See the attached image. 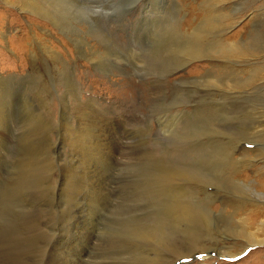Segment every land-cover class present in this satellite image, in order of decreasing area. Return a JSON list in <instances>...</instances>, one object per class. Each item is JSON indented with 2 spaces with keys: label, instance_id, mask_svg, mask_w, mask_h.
Returning <instances> with one entry per match:
<instances>
[{
  "label": "rangeland",
  "instance_id": "obj_1",
  "mask_svg": "<svg viewBox=\"0 0 264 264\" xmlns=\"http://www.w3.org/2000/svg\"><path fill=\"white\" fill-rule=\"evenodd\" d=\"M0 72V264H131L111 240L157 223L175 257L228 219L264 239V0H0ZM213 197L191 242L158 221ZM219 235L190 264H264Z\"/></svg>",
  "mask_w": 264,
  "mask_h": 264
},
{
  "label": "bare ground",
  "instance_id": "obj_2",
  "mask_svg": "<svg viewBox=\"0 0 264 264\" xmlns=\"http://www.w3.org/2000/svg\"><path fill=\"white\" fill-rule=\"evenodd\" d=\"M6 77L5 75H3L1 72H0V82L3 84L5 81H6ZM7 82V81H6ZM4 112V111H3ZM81 121V120H80ZM89 121V119H88ZM97 121V120H96ZM95 121V122H96ZM90 123V122H88ZM103 124V123H102ZM89 125V124H88ZM94 127V126H93ZM97 128V127H96ZM79 129V128H78ZM81 131V130H80ZM69 132V130H68ZM40 133V132H39ZM87 134V133H86ZM75 136V135H74ZM1 139V138H0ZM93 139V138H92ZM82 140V139H81ZM95 140V139H94ZM100 141V140H99ZM103 142V141H102ZM68 143V142H67ZM72 143V142H71ZM78 143V142H77ZM89 143V142H88ZM82 144V143H81ZM90 144V143H89ZM102 144V143H101ZM77 146V145H76ZM84 146V145H83ZM90 146V145H89ZM102 146V145H101ZM74 147V146H73ZM95 147V146H94ZM105 147V145H104ZM0 148L1 145H0ZM31 148V147H30ZM75 148V147H74ZM99 148V147H98ZM77 150V149H76ZM92 150V149H91ZM96 150V148H95ZM0 151H2L0 149ZM90 152V151H89ZM91 152H94V151H91ZM25 155V154H24ZM85 155V153H84ZM29 156V155H28ZM95 156V155H94ZM30 157V156H29ZM76 157V156H75ZM74 157V158H75ZM83 157V156H82ZM96 157V156H95ZM94 157V158H95ZM6 158V157H5ZM93 158V157H92ZM93 158V159H94ZM104 158V157H103ZM111 158V157H110ZM27 159V158H26ZM89 159V158H88ZM32 160V159H31ZM99 160V159H98ZM97 160V161H98ZM28 162V161H27ZM31 162V161H30ZM104 162V161H103ZM5 163V162H4ZM33 163H34V160H33ZM94 163V162H93ZM100 163V162H99ZM105 163V162H104ZM85 164V163H84ZM30 165V164H28ZM38 165V164H37ZM89 165V164H88ZM36 166V165H35ZM93 166V165H91ZM95 166V165H94ZM6 167V165H5ZM37 167V166H36ZM3 155L1 154L0 152V174H1V169H3ZM33 168V167H32ZM31 168V169H32ZM87 168V167H86ZM5 169V168H4ZM35 169V168H34ZM104 171V170H102ZM44 172V171H43ZM169 172V171H168ZM107 173V172H106ZM4 174V173H3ZM6 174V173H5ZM36 174V173H35ZM92 175V174H91ZM101 175V174H100ZM105 176V174H104ZM3 175L1 176L0 180L1 182L3 181ZM20 177V175H19ZM79 177V176H78ZM86 177V176H85ZM90 177V176H89ZM163 177V176H162ZM18 178V176H17ZM25 178V177H24ZM80 178V177H79ZM98 178V177H97ZM177 178V177H176ZM185 178V177H184ZM23 179V178H22ZM28 179V178H27ZM101 179V178H100ZM45 180V179H44ZM18 181H21L20 179ZM75 181V180H74ZM87 181V180H86ZM168 181V180H167ZM23 182V181H22ZM34 182V181H33ZM24 183V182H23ZM80 183V181H79ZM107 184V182H105ZM2 184L0 183V186ZM68 185V184H67ZM3 187V186H2ZM80 187V186H79ZM20 188H21V185H20ZM171 188V187H169ZM61 189H63L61 187ZM69 189V188H68ZM152 189V188H151ZM174 189V188H173ZM81 190V189H80ZM148 190V189H147ZM21 191V190H20ZM40 191V190H39ZM63 191V190H62ZM162 191V190H160ZM26 192V191H25ZM44 192V191H43ZM213 192V191H212ZM38 193V192H37ZM177 193V192H176ZM1 194V193H0ZM30 194V193H29ZM65 194V193H64ZM86 194V193H85ZM97 194V193H96ZM164 194V193H162ZM179 194V193H178ZM183 194V193H182ZM180 194V195H182ZM211 194V193H210ZM257 194V193H256ZM5 195V194H4ZM7 195V194H6ZM24 195V194H23ZM168 195V194H167ZM179 195V196H180ZM213 195V193L211 194ZM221 195V194H219ZM98 196V195H96ZM157 196V195H156ZM172 196V195H170ZM175 196V195H174ZM207 196V195H205ZM259 196V194H258ZM5 197V196H4ZM37 197V196H36ZM35 197V198H36ZM220 197V196H219ZM9 198V197H8ZM158 198V197H157ZM162 198V197H161ZM164 198V197H163ZM102 199V198H101ZM258 202H257V209H262V206L264 205V202H261L259 199H256ZM255 200V201H256ZM207 201V200H205ZM20 202V201H19ZM73 202V201H72ZM216 202H219V199L218 197L217 198H209V200L207 201L206 205H205V208H201L200 212L199 211H196L195 208L191 207L189 205V203L186 201V200H175L173 201L172 204H170L168 206V213H164L165 215L162 216V219H158V221H160L161 224H165V221L166 219L163 221V218L164 216L167 217V214L172 218L171 219V222H177L179 227L182 228V232L184 234V238H186L185 240H188V242H191L194 240V238H192L190 235L193 234L192 233V230H194V228H198L200 229L201 226L200 225H204L206 224L213 216L212 215H223L222 213H219L218 210L213 207L214 203ZM203 204V203H202ZM204 205V204H203ZM220 205H222V202H220ZM4 207V206H3ZM2 207V208H3ZM198 207V206H196ZM108 208V207H107ZM6 211V210H5ZM115 211V210H114ZM257 212V211H256ZM37 213V212H36ZM4 214V213H3ZM224 216V215H223ZM1 217V216H0ZM4 217V216H3ZM2 217V218H3ZM222 218V217H221ZM93 219V218H92ZM224 219V218H222ZM5 220V218H4ZM168 220V219H167ZM2 221V219H1ZM27 221V220H26ZM157 221V222H158ZM3 222V221H2ZM156 222V223H157ZM219 222H223V220H219ZM264 222V221H262ZM261 222V223H262ZM91 223V222H90ZM136 223V222H135ZM155 223V224H156ZM167 223L169 224V220L167 221ZM218 223V222H217ZM215 223V225L217 224ZM241 223L244 224L245 223V220L242 219L241 220ZM1 224V223H0ZM27 224V223H26ZM88 224V223H87ZM94 224V223H92ZM138 224V223H137ZM220 224V223H219ZM133 225V224H132ZM7 226V225H6ZM66 226V225H65ZM64 226V227H65ZM165 226V225H164ZM218 226L217 225V229H218ZM2 227V226H1ZM129 227V226H128ZM137 226H134L133 228H128V229H125L126 231H123L120 233V235L116 236L117 239H115V241H112L111 242H114L112 245H113V248L116 250V249H122V245L123 243H127L128 245V252L133 255L131 257H135L132 261L131 264H165L164 263V258H165V255L166 254H169V261H168V264H190L191 261H188L187 260V257H190V256H193L195 257L196 254L198 253H203V252H207L209 254V256H211V251H213L215 253L216 251V248L214 247V244L213 242H216L218 241L217 239V235L219 234H216V232H210V235L209 238L211 241V243L209 245H205V244H200V246L196 245L195 247L192 248V250H190L189 254L187 255H183V256H180V257H175L173 256L172 254L176 255V256H179V255H182V253L184 252V248H183V244L182 242L180 244H178L176 246V244L172 245L171 240L167 242H165V240L163 239L164 238V235H165V230L163 229L162 226H160L158 223L157 225L153 226V228L155 227V229H153V231L150 233V234H154L155 236L152 237L151 235L150 236H147L145 233H148V230L151 228V227H139V228H136ZM208 227V226H207ZM206 228V227H205ZM210 228V227H209ZM204 229V228H203ZM207 230V229H205ZM215 230V229H214ZM75 231V230H74ZM88 231V230H87ZM156 231H159V233H157ZM195 231V230H194ZM207 231H211V230H207ZM220 241L221 242H225L226 240V235H225V232H229V233H232V236L233 238H242L244 239V242L246 244H253V243H260V242H264V239H254V240H249L248 238H244L245 237V233H248L249 234V231L248 229L243 226V225H239V226H234L230 220L228 219L227 221H225V223H222L221 224V229H220ZM71 232V231H70ZM89 232V231H88ZM206 232V231H205ZM2 234V232H1ZM134 234H137V235H143L148 241H143V242H140V241H134L132 239H130L129 237H122L120 238V236L122 235H127V236H132ZM61 235V234H60ZM63 235V234H62ZM68 235V234H67ZM161 236V238H160ZM6 237V236H5ZM70 237V236H69ZM154 238V240L152 238ZM59 238H62V236H60ZM64 239V238H63ZM76 239V237H75ZM111 239V238H110ZM151 239L153 240L151 242ZM5 240V239H4ZM62 240V239H61ZM77 240V239H76ZM159 240V242L161 241L163 246H153V244H157V241ZM103 241V239H102ZM173 241V240H172ZM2 242V241H1ZM76 242V241H75ZM74 242V243H75ZM105 242V241H104ZM160 242V244H161ZM108 243V241H107ZM176 243V242H174ZM34 244V243H33ZM159 244V245H160ZM1 245V243H0ZM6 245V244H5ZM35 245V244H34ZM110 245V246H112ZM7 246V245H6ZM116 248H115V247ZM2 247V246H1ZM104 247V246H103ZM108 248V247H107ZM161 248V250H160ZM104 249V248H103ZM156 249H158V251H156ZM40 250V249H39ZM39 250H36L38 252H40ZM123 251V250H122ZM4 252V251H3ZM57 252V251H56ZM232 252V251H231ZM42 253V252H41ZM65 253V252H64ZM75 253V252H74ZM103 253V252H102ZM206 253V254H207ZM217 253L221 256H225V257H228V254H230V252H228V249L227 248H223V250H218ZM62 254V253H61ZM107 254V252L105 253ZM205 254V253H204ZM40 255V254H39ZM63 255V254H62ZM9 256V255H8ZM75 256V255H74ZM103 256V255H102ZM127 256V254H126ZM41 257V256H40ZM43 257V256H42ZM73 258V257H72ZM71 258V259H72ZM209 257H204L202 258V263H204L206 261L209 262V259H207ZM55 259V258H54ZM132 259V258H131ZM140 259V260H139ZM56 260V259H55ZM123 260V259H122ZM139 260V261H138ZM184 261V263L182 262ZM37 262V261H36ZM56 262V261H55ZM72 262V261H71ZM125 262V261H124ZM129 262V260H128ZM1 263V262H0ZM200 263V262H199ZM41 264V262H40ZM123 264V262H122ZM125 264V263H124Z\"/></svg>",
  "mask_w": 264,
  "mask_h": 264
}]
</instances>
